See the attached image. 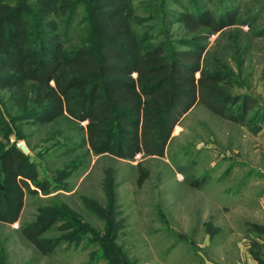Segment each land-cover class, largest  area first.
I'll list each match as a JSON object with an SVG mask.
<instances>
[{"label": "rangeland", "instance_id": "1", "mask_svg": "<svg viewBox=\"0 0 264 264\" xmlns=\"http://www.w3.org/2000/svg\"><path fill=\"white\" fill-rule=\"evenodd\" d=\"M125 1L115 26L131 21L143 36V51L161 44L168 51L193 50L207 72L231 71L221 94L248 96V117L259 112L260 119L239 123L198 103L175 125L163 156L122 158L90 149L88 121L68 114L46 122L31 117L41 111L35 82L28 81L24 95L18 87H1L0 153L15 146L37 177L27 179L34 191L26 192L19 220H0V264H246L251 243L264 258V229L253 227H264V0ZM98 2L114 6V0ZM93 3L0 0V16L15 9L29 24L24 27L34 28V40L42 34L69 53L99 43ZM205 12L233 14L235 21L194 32L182 21ZM5 27L12 30L11 23ZM241 103H229L226 112L234 114ZM140 163L148 171L142 184ZM51 216L55 221L42 237L61 241L44 255L23 230Z\"/></svg>", "mask_w": 264, "mask_h": 264}, {"label": "trees", "instance_id": "2", "mask_svg": "<svg viewBox=\"0 0 264 264\" xmlns=\"http://www.w3.org/2000/svg\"><path fill=\"white\" fill-rule=\"evenodd\" d=\"M94 2L96 15L92 23L99 43L91 49L69 53L59 41L51 46L42 34L40 42L34 40V28H25L28 22L15 9L10 16H0V88L18 87L24 95L29 90L28 81L35 82L34 102L41 107L40 112L31 115L35 120L52 121L68 114L88 121L86 138L90 149L96 154L110 153L122 158L163 156L175 125L198 103L239 123L259 121V112L248 117L251 109L248 96L226 98L221 94L220 83L223 77L231 76V71L207 72L201 66V57L193 50L168 51L169 46L161 44L143 51V36L132 30L131 21H126L123 27L115 26L117 15L122 12L120 4L128 1L114 0V6L107 9L98 0ZM233 20V14L217 17L205 12L202 16L185 14L182 21L194 32L202 26L219 31L233 24ZM10 23L12 30L5 27ZM238 101H242L239 108L228 114L229 103ZM2 152L0 220L16 222L26 192L34 191L27 179H35L37 172L15 146ZM139 170L138 182L142 184L148 171L141 163ZM39 188L46 191L43 186ZM54 221L52 217L39 228L23 230L44 255L54 253L61 241L42 237Z\"/></svg>", "mask_w": 264, "mask_h": 264}, {"label": "crops", "instance_id": "3", "mask_svg": "<svg viewBox=\"0 0 264 264\" xmlns=\"http://www.w3.org/2000/svg\"><path fill=\"white\" fill-rule=\"evenodd\" d=\"M257 241H258V238L254 237L253 238V244L257 243ZM249 247H251V250H250V252L248 251V253H245L246 257H244L246 264H257L260 261H261L260 263H262V261H264V258L262 256H258L256 254L255 248L253 247L252 243H251V245H249ZM238 263L242 264L241 262H238ZM216 264H221V262L216 263ZM224 264H226V263H224ZM228 264H233V263L229 262Z\"/></svg>", "mask_w": 264, "mask_h": 264}, {"label": "built area", "instance_id": "4", "mask_svg": "<svg viewBox=\"0 0 264 264\" xmlns=\"http://www.w3.org/2000/svg\"><path fill=\"white\" fill-rule=\"evenodd\" d=\"M17 146L21 149H25V146L22 142H18Z\"/></svg>", "mask_w": 264, "mask_h": 264}]
</instances>
